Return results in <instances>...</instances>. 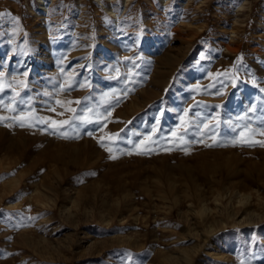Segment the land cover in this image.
Returning <instances> with one entry per match:
<instances>
[{"label": "rangeland", "instance_id": "rangeland-1", "mask_svg": "<svg viewBox=\"0 0 264 264\" xmlns=\"http://www.w3.org/2000/svg\"><path fill=\"white\" fill-rule=\"evenodd\" d=\"M0 264H264V0H0Z\"/></svg>", "mask_w": 264, "mask_h": 264}, {"label": "snow or ice", "instance_id": "snow-or-ice-1", "mask_svg": "<svg viewBox=\"0 0 264 264\" xmlns=\"http://www.w3.org/2000/svg\"><path fill=\"white\" fill-rule=\"evenodd\" d=\"M23 126V125H22Z\"/></svg>", "mask_w": 264, "mask_h": 264}]
</instances>
